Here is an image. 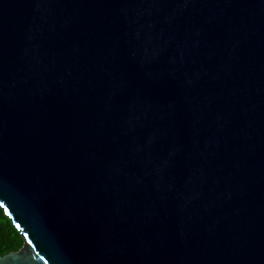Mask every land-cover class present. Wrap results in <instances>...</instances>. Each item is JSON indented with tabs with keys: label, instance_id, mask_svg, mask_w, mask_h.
Listing matches in <instances>:
<instances>
[{
	"label": "water",
	"instance_id": "95a60500",
	"mask_svg": "<svg viewBox=\"0 0 264 264\" xmlns=\"http://www.w3.org/2000/svg\"><path fill=\"white\" fill-rule=\"evenodd\" d=\"M0 264H264V0H0Z\"/></svg>",
	"mask_w": 264,
	"mask_h": 264
},
{
	"label": "trees",
	"instance_id": "16d2710c",
	"mask_svg": "<svg viewBox=\"0 0 264 264\" xmlns=\"http://www.w3.org/2000/svg\"><path fill=\"white\" fill-rule=\"evenodd\" d=\"M24 238L11 218L0 206V254L5 255L12 251H18L22 248Z\"/></svg>",
	"mask_w": 264,
	"mask_h": 264
}]
</instances>
